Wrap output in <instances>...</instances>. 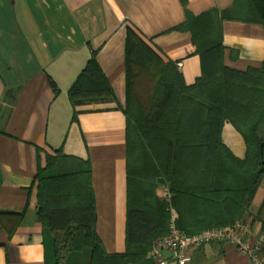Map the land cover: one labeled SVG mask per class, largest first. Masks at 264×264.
Here are the masks:
<instances>
[{
    "label": "crops",
    "instance_id": "crops-1",
    "mask_svg": "<svg viewBox=\"0 0 264 264\" xmlns=\"http://www.w3.org/2000/svg\"><path fill=\"white\" fill-rule=\"evenodd\" d=\"M233 3L188 0V8L200 15ZM185 19L180 0H0V264H55L52 238L37 216L35 175L39 157L45 166L46 155L57 150L63 157L55 175L85 171L90 164L96 232L107 253L126 250L127 29L164 63H182L180 72L193 84L201 61L191 35L170 31ZM223 29L227 66L260 67L264 28L225 21ZM95 51L114 94L73 101L70 89ZM222 139L245 158L244 139L229 122ZM245 220L252 222L247 240L254 246L264 236V177ZM86 252L68 254L63 264H90ZM191 256L190 264H253L227 243L207 244Z\"/></svg>",
    "mask_w": 264,
    "mask_h": 264
},
{
    "label": "trees",
    "instance_id": "trees-1",
    "mask_svg": "<svg viewBox=\"0 0 264 264\" xmlns=\"http://www.w3.org/2000/svg\"><path fill=\"white\" fill-rule=\"evenodd\" d=\"M180 1L186 19L170 31L191 35L201 61V75L193 84L186 83L177 62L164 63L135 31L127 29L123 253H107L96 232L90 164L85 171L53 176L50 171L63 157L62 150L46 155L45 166L39 157L37 216L52 238L55 264H63L70 253L86 251L90 264H155L147 255L158 239L168 235L171 207L178 214V228L189 235L234 225L249 212L264 177V60L260 67L246 70L227 66L223 23L264 28V0H234L225 10L200 15L189 10L188 0ZM96 53L71 87V100L113 96ZM142 72H152L155 78L147 104L138 95ZM226 122L244 139V159L223 142ZM158 184L169 188L170 203L160 198Z\"/></svg>",
    "mask_w": 264,
    "mask_h": 264
},
{
    "label": "built area",
    "instance_id": "built-area-1",
    "mask_svg": "<svg viewBox=\"0 0 264 264\" xmlns=\"http://www.w3.org/2000/svg\"><path fill=\"white\" fill-rule=\"evenodd\" d=\"M182 67V63L177 64ZM163 197L170 203L171 193L168 187L163 188ZM169 232L163 238L158 239L148 252L147 258L155 264H190L193 250L211 243H227L233 245L237 251L248 255L253 264H264V236L259 238L256 245H252L247 238L254 234L252 222L239 220L234 225L205 230L189 235L178 228V214L171 207Z\"/></svg>",
    "mask_w": 264,
    "mask_h": 264
},
{
    "label": "rangeland",
    "instance_id": "rangeland-1",
    "mask_svg": "<svg viewBox=\"0 0 264 264\" xmlns=\"http://www.w3.org/2000/svg\"><path fill=\"white\" fill-rule=\"evenodd\" d=\"M141 82H138V95L142 99L144 103L147 104L148 97L151 94V90L154 87L155 84V78L153 76L152 72H142L141 73ZM58 172V167H55L50 171V175H55ZM164 184H158V194L162 200L166 202V200L163 197V188ZM87 253V252H86ZM85 256V253H84Z\"/></svg>",
    "mask_w": 264,
    "mask_h": 264
}]
</instances>
